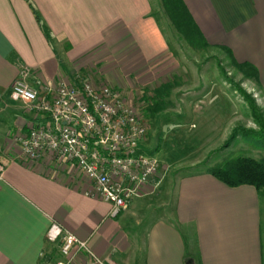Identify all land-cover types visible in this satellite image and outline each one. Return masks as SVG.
<instances>
[{"label": "crops", "instance_id": "0c3cea01", "mask_svg": "<svg viewBox=\"0 0 264 264\" xmlns=\"http://www.w3.org/2000/svg\"><path fill=\"white\" fill-rule=\"evenodd\" d=\"M184 2L208 43L254 65L264 89V0ZM162 8L163 0H0V264H53L61 256L46 236L54 220L116 264H264V204L254 184L198 170L169 186L172 205H153L160 179L113 214L109 201L86 193L77 169L19 158L12 133L36 118L11 96L22 69L37 88L85 68L96 76L90 66L109 52L137 69L166 49Z\"/></svg>", "mask_w": 264, "mask_h": 264}, {"label": "rangeland", "instance_id": "374dc122", "mask_svg": "<svg viewBox=\"0 0 264 264\" xmlns=\"http://www.w3.org/2000/svg\"><path fill=\"white\" fill-rule=\"evenodd\" d=\"M162 13L167 41L164 53L131 69L123 57L109 52L90 66L99 73L103 71L101 74L93 77L87 73L92 71L90 68L80 70L92 80L115 84L145 118L148 134L144 146L152 148L163 162L160 179L165 188L153 198L158 211L165 208V203L172 205L174 193L167 190L182 174L205 170L237 154L264 159V146L247 136L239 135L227 143L239 124L258 128L245 93L253 97L264 114V89L255 71L235 61L224 47L190 42L177 29L165 6ZM167 85L163 107L151 115L147 108L159 100L156 90ZM261 196L264 204V194ZM262 231L264 240V222Z\"/></svg>", "mask_w": 264, "mask_h": 264}, {"label": "built area", "instance_id": "2783aa9c", "mask_svg": "<svg viewBox=\"0 0 264 264\" xmlns=\"http://www.w3.org/2000/svg\"><path fill=\"white\" fill-rule=\"evenodd\" d=\"M21 73L11 96L24 101L36 117L14 134L21 161L50 157L56 167L77 169L88 182L86 193L109 201L113 214L127 208L148 184L157 185L163 162L145 148L147 122L119 87L78 72L56 87L37 88L24 76L27 70ZM46 236L60 245L61 256L53 264H116L59 221L51 223Z\"/></svg>", "mask_w": 264, "mask_h": 264}, {"label": "trees", "instance_id": "16d2710c", "mask_svg": "<svg viewBox=\"0 0 264 264\" xmlns=\"http://www.w3.org/2000/svg\"><path fill=\"white\" fill-rule=\"evenodd\" d=\"M163 3L177 29L181 31L190 42L194 44L208 43L184 0H163ZM238 63L250 67V69L254 70L255 74H257L254 65L251 63ZM168 89L169 85L164 88L160 87L156 90L159 100L155 101L147 108L151 115H155L156 112L163 107L164 99L162 96L167 93ZM245 95L246 99L249 101L258 128L246 127L245 125L239 124L233 128L227 143L237 136L243 135L251 138L255 144L264 146V114L257 106L253 97L247 93H245ZM206 169L230 185H239L243 183L254 184L259 192L264 194V159H259L249 154H237L227 156L217 164L208 165Z\"/></svg>", "mask_w": 264, "mask_h": 264}, {"label": "water", "instance_id": "95a60500", "mask_svg": "<svg viewBox=\"0 0 264 264\" xmlns=\"http://www.w3.org/2000/svg\"><path fill=\"white\" fill-rule=\"evenodd\" d=\"M189 263H190V264H193V261L190 259Z\"/></svg>", "mask_w": 264, "mask_h": 264}]
</instances>
